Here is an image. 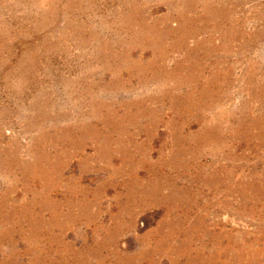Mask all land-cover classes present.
Returning <instances> with one entry per match:
<instances>
[{
	"label": "rangeland",
	"instance_id": "1",
	"mask_svg": "<svg viewBox=\"0 0 264 264\" xmlns=\"http://www.w3.org/2000/svg\"><path fill=\"white\" fill-rule=\"evenodd\" d=\"M0 264H264V0H0Z\"/></svg>",
	"mask_w": 264,
	"mask_h": 264
}]
</instances>
